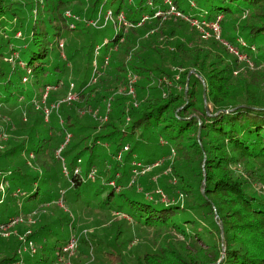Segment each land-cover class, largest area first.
<instances>
[{"label": "trees", "instance_id": "1", "mask_svg": "<svg viewBox=\"0 0 264 264\" xmlns=\"http://www.w3.org/2000/svg\"><path fill=\"white\" fill-rule=\"evenodd\" d=\"M150 1L0 0V230L24 218L0 233V264L65 263L73 219L46 213L64 188L95 229L72 264H264V0H195L199 20L221 16L219 38ZM106 2L112 21L86 26ZM18 67L22 91L36 88L16 102ZM128 74L136 102L118 92ZM134 162L149 169L134 176Z\"/></svg>", "mask_w": 264, "mask_h": 264}, {"label": "rangeland", "instance_id": "2", "mask_svg": "<svg viewBox=\"0 0 264 264\" xmlns=\"http://www.w3.org/2000/svg\"><path fill=\"white\" fill-rule=\"evenodd\" d=\"M189 2V4H190V6H189V4H188V2ZM163 2L165 3V1L163 0ZM197 1H195V0H184V2H182V4H181V7H187L188 6V11H189V14H190V16H192V18H194V20H196L197 18H198V20H199V18H200V16H201V12L202 11H204V10H207V9H205V8H203L204 10H200V12L198 13L199 14V16L197 17V16H195V13H197V12H195L194 11V9L195 8H197L198 9V5H199V3L197 2ZM194 3H195V5H194ZM166 5H167V3H165ZM111 6V4H109L108 2H106L105 4H104V6L105 7H103V8H101V10L102 11H100L99 10V12H101V14H99V12H98V15H97V17H95V18H93V20H95V19H97L99 16H100V18H101V20H102V18H103V11L104 10H106V9H108L107 7L108 6ZM116 6V4H113L111 7L112 8H114ZM73 16H75V17H77V20L78 21H80V18L81 17H79L78 15H76V14H74V13H72V17ZM74 18V17H73ZM82 18H84L85 19V16H82ZM81 18V21L83 20ZM192 18H190V20H192ZM75 20H76V18H74ZM220 20H221V17H220V19H219V25H220ZM112 20H107L106 21V23H107V25L109 24V22H111ZM210 22V21H209ZM87 24H86V26H89V27H92V28H96V29H98L97 27H101L100 25H101V23L99 22L98 23V26H93L91 23H90V21H88V22H86ZM117 23H118V21H117ZM111 24V23H110ZM118 24H121V23H118ZM126 25V24H125ZM217 24L215 23L214 24V26H216ZM221 29V28H220ZM199 30V29H198ZM111 31V29H109V31L108 32H110ZM199 32H200V30H199ZM201 33V32H200ZM221 35V30H220V32H219V36ZM221 38V37H220ZM241 38L239 37L238 38V40H237V43H240L239 42V40H240ZM217 40H219V39H217ZM221 40L222 39H220V42H221ZM245 44H246V42L243 40V39H241ZM228 46H232V48H234L235 50L237 49V50H239L240 51V49L238 48V46H236V45H233V44H231V45H228ZM240 46H242L241 44H240ZM60 51H61V55H62V57H64V54L65 53H63L64 52V44H63V46L60 44ZM107 57H105V60H104V63L106 64L107 63ZM94 61V63H93V65H94V67H97V65H99L98 64V59H96L95 58V60H93ZM19 74H20V69H19V67L16 69V73H14L13 74V76H12V80L14 81V99H13V101H16V99H17V95H18V93L20 94L21 92H22V95L24 96L25 95V97L27 98V95L25 94V93H28V92H30V91H32L34 88H36V86H29V88L30 89H26V91L25 92H23L22 91V89H23V87H21V86H19V85H17V77H19ZM133 76H135L136 77V75H133V74H128V78H130V77H133ZM96 79V77L95 76H92V79H91V81L92 82H94L95 81V79ZM135 80H136V78H135ZM127 84H128V81H127V83L123 86V87H121L119 90H118V92H121V93H126L127 95H129L132 99H134V96H135V94H134V96H132L131 94H129L128 92H127ZM133 88H134V86H133ZM69 91H70V89H69ZM71 91L74 93L75 91H76V87H75V85H74V88L73 89H71ZM76 95V94H75ZM67 96V95H66ZM77 96H76V98L73 100V101H75V100H77ZM18 101V100H17ZM16 101V102H17ZM134 101L136 102V100L134 99ZM53 105V104H52ZM52 105H51V107L50 108H52ZM134 105H136V103H134ZM40 106H42L43 107V109L45 108V106H44V104L43 103H41V105H39V107ZM107 106H109V103L107 104ZM47 108L49 109V107L47 106ZM18 111H19V109L16 107V112L11 116V118H12V120L14 121V122H16V121H19V120H23V115L21 114V115H19V113H18ZM49 113H51L50 112V109H49ZM96 115H97V112L95 111L94 113H93V116H95L96 117ZM97 117L100 119V120H102L103 119V116H100V115H97ZM45 118H47V119H49L48 118V116H45ZM103 121H105V119H103L102 121H100V122H103ZM83 122V121H82ZM162 140V139H161ZM160 144H164V143H161L160 142ZM66 146V145H65ZM166 146H168V145H166ZM165 146V147H166ZM104 147H106V146H104ZM54 154H56L57 156H59V150H57V151H55V153ZM61 157V156H60ZM84 159V158H83ZM17 160H19L18 158L15 160V161H17ZM81 161H83V160H81ZM63 162H62V160H60L59 159V165L61 166V164H62ZM58 168H59V166H58ZM80 168V167H79ZM239 168V170H241V166H239L238 167ZM58 171H59V169H58ZM60 174H61V172H60ZM37 184H39L40 183V180H37V182H36ZM60 186H61V183H60ZM65 190L63 191V190H60V192L58 193V196L56 197V202L54 203V202H52L49 206H46L47 207V210H46V213L47 214H49V212L51 211L50 209H52L54 212H55V214L53 215V217H56L58 214H60L61 212H62V210H66L68 213H69V215L71 216V218L73 219L72 221H71V224L70 223H68L67 225H66V227L64 228V227H60L61 229H62V232L63 233H65L66 235H67V237H70V235H74V236H76V238H77V242H76V251L74 252V254H72V256H71V263H73L72 262V258L73 257H76L77 255H78V251H79V248H78V246H79V235L81 234V235H83L84 236V238L86 237V239L87 238H89L90 237V234L92 233V232H94L95 231V229L93 230V228L92 227H89L88 225H87V223H86V221L87 222H89L90 221V219H91V217L90 216H87L86 217V219L83 221V220H79L78 221V209H76L77 208V206L78 207H83V208H85V206L84 205H86L85 203H86V199H84L85 197H82L80 200H78V202L77 203H75L74 202V193H73V191L71 190V189H66V188H64ZM82 195L83 196H85V194L84 193H82ZM51 214H52V212H50ZM59 216V215H58ZM57 216V217H58ZM56 217V218H57ZM14 219H17L18 221H20V219H21V221H24V218H22V216L21 215H17V216H14L13 217ZM73 221H74V223H73ZM73 223V224H72ZM59 226V225H58ZM56 227V226H55ZM78 227H81L82 229H81V232L79 233V231H80V229L78 228ZM7 228V227H6ZM5 228V229H6ZM84 230H85V233H84ZM59 231H61V230H59ZM4 233H5V235H7L6 234V231H4ZM90 233V234H89ZM103 233V232H102ZM54 240H55V236L54 235H52L51 237H50V242L51 243H53L54 242ZM137 243V242H136ZM134 244H135V242H134ZM37 246V245H36ZM33 247H35V245L33 244ZM131 248H130V251H131V254H132V256L133 257H135V255H136V253H141V251L142 250H140V249H143V248H140V249H138V250H136V248H134V247H132V245L130 246ZM136 247V246H135ZM91 249V248H90ZM32 253H33V251H31ZM55 252H56V250L55 249H51V250H46V256H48V257H53L54 255H55ZM124 252H127V249H124ZM27 252L26 251H21V252H18V254H19V256H20V259H23L24 257H25V254H26ZM93 250L91 249L90 250V255H91V259L93 258L92 256H93ZM36 255V254H35ZM35 257V256H34ZM88 263V262H87ZM62 264H65V263H62Z\"/></svg>", "mask_w": 264, "mask_h": 264}, {"label": "built area", "instance_id": "3", "mask_svg": "<svg viewBox=\"0 0 264 264\" xmlns=\"http://www.w3.org/2000/svg\"><path fill=\"white\" fill-rule=\"evenodd\" d=\"M164 1L169 6V8L167 10V13L173 14L175 16H181L184 19L188 20L191 23V25L196 26L200 30V32H201V34H202V36L204 38L209 37L212 33H214L216 38H219V32H220L219 19L221 17L220 15L216 16V18L214 20L210 21V22H207L205 20H198V19L194 20V18H192V20H190L189 17L187 18L179 10H177L170 0H164ZM149 3L151 4L150 0H149ZM194 5H195V3H194ZM103 12H104V15H103L104 21H103V24H101L100 26L105 25L107 20H109V19L112 20L113 19V16H111V10H107L106 9ZM159 14H161L160 11L155 13V15H159ZM73 17L77 19V17H75V16H73ZM100 19L101 18L99 16L97 19L91 20L90 23L93 26H98V23L100 22ZM117 21H118V23H122L124 25L126 24V21L124 20V16H123L122 13H120L117 16ZM215 23L217 24L216 26H214ZM71 26H73V25L71 24ZM239 42H240V44L242 46L246 45L241 39L239 40ZM225 45L227 46L229 52H231L234 55L238 56L239 59H245L246 58V55L243 54L241 51H239L237 49L235 50L234 49L235 47L232 48V46H228V45H231V44L225 42ZM135 78H136L135 76L130 77L129 81H128V84H127V92L129 94H131L132 96H134L133 83L135 81ZM72 88H73V83H70V91H68L67 96L63 99L65 102H70V101H72V100H74L76 98V95L71 91ZM45 96H46V93L44 94V98H45ZM57 106L58 105H52V108L53 107H57ZM44 112H45L46 116L49 115V109L47 107L44 108ZM174 154H175V152L172 149L171 155H174ZM133 164L135 166L132 169L134 176L139 174L140 172H144V171L149 169V167H142V165L139 162H134ZM79 171H80L79 166L74 169V173L75 174H80ZM62 172L64 173V175L67 176L68 171H67L65 166L62 167ZM93 174H94V170H91V172L88 174V177L89 178H93ZM132 178H133V176H132ZM10 221L11 222L9 224L4 225V226L1 227L0 233L5 235L4 231H6V234L8 235L7 229L12 224H14L15 222H18V220L14 219V218L11 219ZM20 222H21V219H20ZM84 233H85V230H84ZM76 242H77L76 236L70 235L66 246H64V248H63V251H64V258L63 259L65 260V264H72L70 259H71L72 254H74V252L77 249L76 248ZM26 244H27L26 248H28L31 251L35 252V247H33V244H34L33 241H28V242H26Z\"/></svg>", "mask_w": 264, "mask_h": 264}]
</instances>
